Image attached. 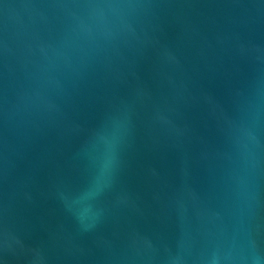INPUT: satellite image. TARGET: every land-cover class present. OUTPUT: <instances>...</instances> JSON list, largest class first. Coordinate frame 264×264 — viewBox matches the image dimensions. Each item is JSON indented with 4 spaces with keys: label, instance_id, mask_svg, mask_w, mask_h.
Listing matches in <instances>:
<instances>
[{
    "label": "water",
    "instance_id": "95a60500",
    "mask_svg": "<svg viewBox=\"0 0 264 264\" xmlns=\"http://www.w3.org/2000/svg\"><path fill=\"white\" fill-rule=\"evenodd\" d=\"M0 264H264V0H0Z\"/></svg>",
    "mask_w": 264,
    "mask_h": 264
}]
</instances>
